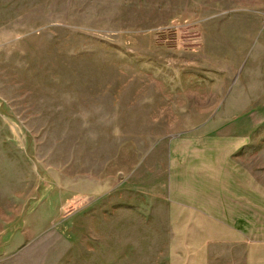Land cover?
<instances>
[{"label": "rangeland", "instance_id": "rangeland-1", "mask_svg": "<svg viewBox=\"0 0 264 264\" xmlns=\"http://www.w3.org/2000/svg\"><path fill=\"white\" fill-rule=\"evenodd\" d=\"M0 264H264V0H0Z\"/></svg>", "mask_w": 264, "mask_h": 264}]
</instances>
